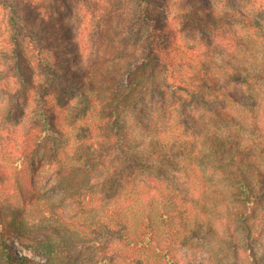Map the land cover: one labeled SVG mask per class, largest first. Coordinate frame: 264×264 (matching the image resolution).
Masks as SVG:
<instances>
[{"label": "trees", "instance_id": "trees-1", "mask_svg": "<svg viewBox=\"0 0 264 264\" xmlns=\"http://www.w3.org/2000/svg\"><path fill=\"white\" fill-rule=\"evenodd\" d=\"M1 1L9 8V42L16 53L15 60L8 59L6 75L15 72L14 109L21 115L30 109L11 161L21 203L10 210L12 236H29L43 264H65V259L85 264H180L176 248L205 238L216 221L230 243L241 236L256 263L255 221L264 208V124L256 89L261 71L231 66L212 74L203 62L198 80L179 78L178 69L190 64L178 62L174 55L180 48L167 35V23H150L154 0H135L128 34L137 36L138 43L139 32H145L140 46L128 47V72L123 74L128 83L116 87L113 76L121 69L81 64V44L74 38L59 39L65 36L59 31L67 28L60 4L70 9L71 0H50L47 12L32 0ZM185 1L188 8L180 21L186 30L200 33L211 53L228 20L217 17L208 0ZM239 24L254 36L263 34L257 19L243 18ZM20 38L31 47L35 69L15 50ZM237 90L239 98L233 96ZM67 97L78 103L73 120L66 110ZM179 99L190 110L182 149L189 153L188 162L205 161L210 175L207 194L185 192L173 179L174 162L167 153L174 144L157 142L146 152L135 143L138 133L152 130L160 111L167 112L169 101L174 114ZM199 139L203 143L198 144ZM21 174L27 175L25 184ZM47 187L51 194L44 198L40 191ZM220 204L225 216L216 209ZM29 218L47 224L33 225ZM32 226L47 229L38 236ZM0 239V264H35L6 244L3 230ZM89 250L92 255L86 259Z\"/></svg>", "mask_w": 264, "mask_h": 264}, {"label": "rangeland", "instance_id": "rangeland-1", "mask_svg": "<svg viewBox=\"0 0 264 264\" xmlns=\"http://www.w3.org/2000/svg\"><path fill=\"white\" fill-rule=\"evenodd\" d=\"M32 1L43 7L44 12H47L50 0ZM208 1L210 2V8L216 10L217 17L228 20V22L223 23L220 31L221 36L215 40V49L211 50V53L207 52L205 45L202 43L200 33L186 30L180 21L181 14L188 8L185 0H154L151 4L150 23L156 25L167 23V35H171V42L175 47L179 46L180 48L176 51L177 54L172 49L170 52L175 53L178 62L185 61L190 64L178 69L177 76L179 78L198 80L201 77L203 62L207 63L206 67L211 70L212 74H220L222 70H227L231 66L241 69L246 67L257 73L261 71L263 79L256 81V89L259 90L261 97V123L264 124V0ZM134 3L135 0H71L70 9H65L60 4L63 10L62 19L65 20L67 28H62L59 32L68 37L63 39L65 36H62L59 39L71 41V38H74L81 44L83 54L82 60L80 59L81 64L84 62L89 63L97 70L112 65L116 70L121 69V72L113 76V83L116 87H120L121 82L128 83V77L123 78V74L128 72L126 68L128 65V47L134 48L143 40V29L139 32L140 42L138 43H135L137 36L131 37L128 34L129 25L132 24L130 19L133 16ZM258 12L261 15H258ZM9 16V8L4 6L0 0V167L6 174V177L0 178V232L4 231L6 244L18 256H27L34 260L35 264H43L45 259L31 249L32 242L27 239L29 236L22 238L12 236L14 233L10 228V220H12L10 219L12 214L10 210L21 206L17 196V185L19 183L16 182L17 176L13 171L11 161L19 150L20 139L23 132H25L24 124L28 122L27 114L30 109L26 107L25 115H21L22 113L18 108L14 109L13 98L17 95L18 86L11 76L15 72L12 70L9 72L11 76H6L10 67L8 59L15 60L16 54L14 45L9 42L12 35ZM243 18L249 22L257 19L262 23V36H254L251 29H244L239 24ZM18 44L15 49L16 52L21 53L22 58L27 60L25 62L27 66L35 69L36 64L28 41L20 38ZM123 66H125L124 69H122ZM27 74H29L28 71ZM240 95L241 92L238 90L233 93L235 98H239ZM67 100H69V104L66 110L72 112L69 117L70 120H73L74 114H77L75 107L78 103L72 97H67ZM183 101L184 99L176 101L175 104L180 107L178 106L174 114H170L169 106L172 105V102L169 101L166 107L168 108L167 112L162 111L163 113H161L160 111L158 121L151 127L152 130L147 133H138L135 143L141 150L146 152L151 151L158 144L157 142L160 144L165 142L167 145L174 144L175 149H170L167 153L173 158L174 162L173 166L176 173L173 175V179L184 187L185 192L190 190L192 195L200 193L203 195L207 194L208 190L209 170L205 165V161L200 159L191 163L188 162L189 153L182 149L183 144H185L184 141L188 138L184 130V120L190 114V110L182 107ZM10 110L16 111L11 112ZM10 113L13 114L10 115ZM163 131L166 134L159 136L162 134L159 132ZM197 143L201 144L203 141L199 139ZM46 163L44 162V164ZM45 170H47V167H45ZM23 175L21 174L19 177L22 184H25L27 175ZM49 193L51 194L48 187L40 191V195L44 198ZM223 193L224 196L227 195L224 191ZM51 198L54 200L55 197L52 196ZM206 202L210 207L212 206L211 200L209 201L208 198ZM223 207L224 205L220 204L219 207L216 206V209L220 215L225 216V209L223 213L221 211ZM257 215L255 232L259 233V236L255 242L256 263L250 258V252L247 250L246 244L243 243L241 236L236 235L234 237L235 243H230L231 241L225 235L220 223L216 221L213 223L211 233L205 238L201 236V238H196L176 248L179 263L264 264V208ZM28 220L33 225L46 226L45 224H47V222L40 223L36 218H29ZM4 224L6 226L3 228L2 225ZM31 228H33L32 234L38 236H42L43 231L47 229L43 227L39 229L35 226ZM92 251H86L84 258H89ZM93 254H97V252L94 250ZM65 261H67L65 264H85L81 260L69 261L65 259ZM61 262L60 264H62Z\"/></svg>", "mask_w": 264, "mask_h": 264}]
</instances>
